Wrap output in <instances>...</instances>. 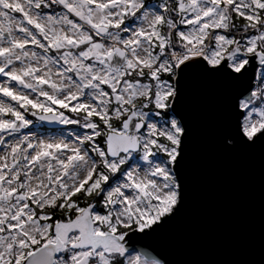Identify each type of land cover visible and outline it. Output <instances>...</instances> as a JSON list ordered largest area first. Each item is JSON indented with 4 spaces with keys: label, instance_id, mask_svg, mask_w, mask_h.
I'll use <instances>...</instances> for the list:
<instances>
[{
    "label": "snow or ice",
    "instance_id": "1",
    "mask_svg": "<svg viewBox=\"0 0 264 264\" xmlns=\"http://www.w3.org/2000/svg\"><path fill=\"white\" fill-rule=\"evenodd\" d=\"M197 84L264 158V0H0V264H176Z\"/></svg>",
    "mask_w": 264,
    "mask_h": 264
},
{
    "label": "water",
    "instance_id": "2",
    "mask_svg": "<svg viewBox=\"0 0 264 264\" xmlns=\"http://www.w3.org/2000/svg\"><path fill=\"white\" fill-rule=\"evenodd\" d=\"M219 100L195 85L188 202L160 243L176 264H262L264 158L223 153L212 134Z\"/></svg>",
    "mask_w": 264,
    "mask_h": 264
}]
</instances>
